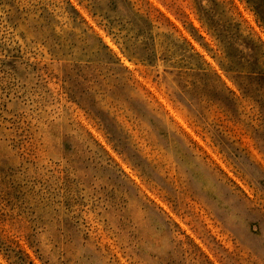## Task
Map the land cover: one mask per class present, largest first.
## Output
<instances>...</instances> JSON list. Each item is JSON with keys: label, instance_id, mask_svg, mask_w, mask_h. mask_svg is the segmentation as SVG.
I'll return each instance as SVG.
<instances>
[{"label": "rangeland", "instance_id": "1", "mask_svg": "<svg viewBox=\"0 0 264 264\" xmlns=\"http://www.w3.org/2000/svg\"><path fill=\"white\" fill-rule=\"evenodd\" d=\"M260 98L264 0H0V264H264Z\"/></svg>", "mask_w": 264, "mask_h": 264}, {"label": "trees", "instance_id": "2", "mask_svg": "<svg viewBox=\"0 0 264 264\" xmlns=\"http://www.w3.org/2000/svg\"><path fill=\"white\" fill-rule=\"evenodd\" d=\"M243 93H244V92H243ZM256 102H257V103H261V105L264 106V105H263L264 101H262L261 98H260L258 101H256Z\"/></svg>", "mask_w": 264, "mask_h": 264}]
</instances>
